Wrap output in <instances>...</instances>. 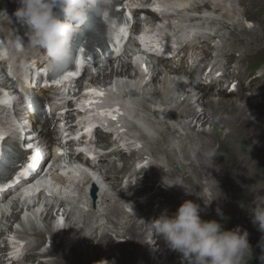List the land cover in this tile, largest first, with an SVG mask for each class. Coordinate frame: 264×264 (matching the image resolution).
Masks as SVG:
<instances>
[{"label":"bare ground","instance_id":"1","mask_svg":"<svg viewBox=\"0 0 264 264\" xmlns=\"http://www.w3.org/2000/svg\"><path fill=\"white\" fill-rule=\"evenodd\" d=\"M194 2L195 0H191L190 2L189 0H176L175 4H177L178 7H182L183 10L195 11L196 9L192 7L191 5ZM237 2L240 6L244 8V11H243L244 16L247 18H252L250 12L251 10L254 11V8H263V16L257 19V25H258L257 31H253V30L246 31L245 29H243L237 32L238 29L235 26H232V29L229 33V37L233 40V42L229 44L230 53L232 57H233V53L237 50V48L240 46H243L244 40L246 38L249 39L247 41L248 47L243 52L245 57H247L248 50L253 46H259L261 47V49H264V0H237ZM227 3H228V0H223V2L214 1V3L212 4L213 6L211 8L208 7L206 4L203 5V8L206 10H213L215 13H218L223 18H227L230 12V10L226 7ZM0 5L12 6L14 5V2L13 0H0ZM155 20H156L155 16H151L149 18L150 22H154ZM195 20L197 19L195 18L191 21H195ZM223 27L228 28L229 26L223 25ZM153 38H155V35L153 36ZM209 40L210 39L208 38L205 39L207 44L202 43L200 39L195 40V44L193 48L196 51V59H195L196 62L205 61L208 58V51L213 50L212 48H210ZM228 41L229 39L224 41L223 43L227 45ZM235 43H237V46L235 45ZM182 50L185 51L186 54L182 58L181 63H180L181 66L179 68L175 67V65H177L178 63L180 53H178L173 59L169 60L168 62L160 63V66L162 67L161 70L164 74V79L162 83H163L164 88L166 89L164 93H157V97H163V98H160L161 101H164L165 99H167V93H168L167 84L179 81V80L175 81L176 76L182 73V69L184 68V66L187 65L189 60H192L194 56V55L191 56L186 49H182ZM227 55H228V52H223L222 54L220 52H216L215 56L214 57L211 56L210 58V60L213 59V64L209 63L208 61L204 65L203 72L207 71L208 68L210 67L212 68L217 67L220 70H223V67H224L223 57H227ZM27 59H29V57H27ZM41 60H42V64L40 65V67H43V66L46 67L47 65L46 58H42ZM129 64L130 63L123 64L122 62H118V66H121V69L117 71V74L119 76L124 75L131 79H135L138 74L131 73L130 69L127 68ZM223 74H224L223 75L224 77L226 73L224 72ZM103 75H104V72H103ZM158 75L160 76L161 74H158ZM96 81H99V80L96 79ZM215 84L216 83H213L214 86ZM248 87H252V82L249 81ZM199 89H200L199 92L197 91L196 88H194V90H192L191 92H195L196 94L201 95L197 100H200L201 98L205 99V101L202 103L203 108L201 109L200 113H195L192 109L182 110L180 108L181 106L189 107L190 100L188 101L182 100V102H180L181 99L179 97L176 98V100L175 98H169L167 100H170L171 102L175 101L176 104L166 109L165 114L167 115V117L176 118V116H179V117L189 116L191 117V123L192 121H195V123H199L201 124V126H205L207 124L212 126V122H218L219 125L225 128H228V129L231 127L240 128L242 130L240 134H243L244 136L247 133L248 129L251 128L253 129V131H248L249 134L246 136V139L249 141H251V139H253L252 141H254L256 138H259L262 136V134H264V130L262 129L263 127L261 126L262 121L260 119L256 120L257 122L255 123H251L252 126L249 124L250 120L248 121V118L249 117L253 118L255 116L254 114H252L251 107L247 105V103L245 105V103L243 104L241 102L243 100L244 101L246 100L244 95H240L237 92L235 94L237 96V99L234 100L231 97L226 98V95H228L227 94L228 88L225 90V94L223 96H221V94H218L216 92L214 93V91L210 92V89L208 88V86H205V84H202V87H200ZM256 95L252 98L254 99ZM6 98L8 99L9 102L13 100L12 95H9V94H7ZM136 103L139 104L144 110L149 111V109L146 106H144V102L142 100H136ZM165 103L166 105L169 104L168 102H165ZM243 105H245V107ZM237 112H239V115L236 118H233L232 115L236 114ZM151 114L157 115L155 111H152ZM226 118H228V120L223 121V119H226ZM147 123L148 125L150 124L154 126L153 124L149 123V121H147ZM162 124L164 125L165 123H162ZM183 127L187 131H190L193 128L191 127L190 123H184ZM132 128L135 129L134 126ZM214 128H215V125L212 126L211 131H214ZM222 131L223 132H221L220 134V139L222 141L226 143H235L233 138H231L232 136H230V134L228 133V130L224 131L223 129ZM45 135H48V134L46 133ZM42 136H43V133H40V137ZM156 136H157L156 138L154 136H151L149 137L148 140H144V141H147V144L150 145V147L148 148V152L152 156H157V154H160V153H166L165 150H160L158 147L152 146L153 144H156V143H153L152 141L158 142V139L165 140L167 136H164L163 132H160L159 135H156ZM197 137L200 139L201 142L199 143L200 146L198 147V149L194 151V153L197 154L194 160L190 158V154L189 152L186 151L185 148L181 150V155L184 159V162L186 161L185 163H180L181 172L178 175L181 177V183H180L181 185H179L178 182L175 180V174L171 173L167 175V177L169 181L173 184V186H183L187 189H193V188L198 189L199 188V184L194 181L193 177L196 179H200L202 176L207 177L209 173H211L208 176L210 180L214 181V179L217 177L218 186L215 188L213 187L211 182L208 180V178H207V181L204 183L205 189L210 191V196H211L210 202L207 205V207H209V213L206 214L205 217L210 218L212 217L211 213L218 214L217 208H219V205L217 204V202L220 201L221 203H224L223 201L226 199L225 193L229 192V188L226 186V183L223 182L222 177L216 174V171L213 165L215 164L220 165V170H221L220 173H222L221 174L222 176L224 175L228 178L226 180L232 181L234 177L239 176L240 177L239 180L242 179V181H246L248 180L249 175L245 172L243 167L244 165L247 164L248 161L244 162L245 160L239 157L237 159L238 160L237 163L228 165V161L220 155V151L218 149L213 151L212 149V144L214 142H217L216 137L210 138L204 131L199 133ZM207 137H209V142L206 141ZM108 138L110 139V137ZM95 139H96L97 144H99L98 142L101 143L102 135H98ZM109 139H108V142H110ZM259 148H264V140H263L262 145ZM209 152L214 153V156L212 158L213 162L210 161L208 157L207 158L205 157V154ZM113 155L116 156L118 154L114 153ZM170 155L171 154H166V162H167V165L171 167L173 164H175V160ZM107 156H110V153H108ZM247 156H249L248 153H247ZM104 158L105 157H102V159ZM103 163L105 164H102L101 162H99V164L103 166L108 164L110 168L115 169L114 163H108L106 159L103 161ZM160 164L161 163L159 162L158 159H156L154 163L151 164L153 166V173L154 171H156V167L161 168ZM154 167H155V170H154ZM142 170L143 168L141 169L140 173H142ZM187 170H189L191 174H189ZM119 175H120V171H116V170H114V172H111V171L106 172V178L108 180L118 181L120 179ZM133 175L136 177V182L130 187H128V189L130 191L133 189L135 193L137 194V192H141L144 189V188L142 189L139 187L143 185L144 182H142V177L138 176L139 173L137 174L133 173ZM153 175H151L150 177L151 179L153 178ZM151 179H148L147 181L150 182L152 186H155L156 181L151 180ZM262 183L264 186V172L262 173ZM86 184L87 182H85L83 185H86ZM110 186L115 187L116 184L111 183ZM90 188H91L90 193L92 192V195L96 196V193H98V189H99L98 185H96L94 188L93 184H91ZM78 190L80 193H82V189H78ZM242 193H243V197H247V198L249 197V200L246 203H243V202L238 203L240 213L239 214L236 213L233 216V218L237 220L233 222L236 226L239 225L246 229V227L239 222L241 220H244L243 223H247L249 226L248 229L254 233L252 229H256V227L250 221L252 219V216H251V212L249 211V209L251 208V205H253L254 198L257 194L255 195L253 191L248 187L243 188ZM258 194L263 195L261 193H258ZM116 197L120 200L122 199L129 200V199H126V196L124 194L116 195ZM222 197H224V200L222 199ZM100 198H101V203L110 202L111 200L114 199L112 197H109L105 193H102ZM79 201H80V198H79ZM234 203L236 202L234 201ZM89 206L90 208L94 210L95 208L94 201L93 202L91 201ZM105 207L111 208L108 210V214L122 213L120 206L117 204L116 201H114V203L106 204ZM224 207L227 208L226 204H224ZM108 214L105 215V218L107 219L108 224L111 226V228L114 229L113 237L105 229L100 233V231H98L99 228L97 226L95 228L93 227V225H91L92 228L89 229L90 234H84V230L78 227V230L82 231L81 236H79V231L76 229L77 227H73L71 224H69L68 226H66V228H64L63 231L69 233V235L77 237L78 239L76 241H70L69 237H65V238L64 236L61 237L58 231H53L51 234V240L54 245L50 247V249L47 250L45 254L43 255L38 254L39 258L46 259L47 258L46 256L48 255L57 256V258H64L65 256H68L69 258L73 259L74 262L76 261L78 264H100L101 261H108L109 264H136L137 258L147 257V259H150L151 256H150V253L146 251V242H145V239L149 236L148 225L140 222L138 217L133 218L129 215L126 217V220L123 224H119L118 222L111 220ZM13 218L18 219L19 216L16 214H13ZM89 218L91 217L84 216L83 221H89ZM44 221L48 226L50 225L49 219L45 218ZM89 223L90 221L87 222L86 224H89ZM35 232L36 233L34 234V237L37 238L36 241L34 243L28 244V247L31 250L40 249L43 246V239H42L40 232H37V231ZM129 236H130L129 240H131L129 245L132 246L135 243L137 245V247L135 246L137 250L132 249L129 245L127 247L124 246L127 244V240ZM114 239L117 240V244L112 243ZM151 240L152 239H150V241ZM161 255L164 256V261L161 264H172V262L168 258L166 251L164 252V254H161ZM4 257H7V255H5ZM158 257L159 256H157V259L160 260V258ZM26 258H29V257H26ZM8 261L10 260L8 259L5 262L0 260V264H8L7 263ZM21 263L22 261L20 262L11 261L10 264H21ZM38 264H49V263L40 262ZM144 264H152V263L148 260Z\"/></svg>","mask_w":264,"mask_h":264},{"label":"clouds","instance_id":"2","mask_svg":"<svg viewBox=\"0 0 264 264\" xmlns=\"http://www.w3.org/2000/svg\"><path fill=\"white\" fill-rule=\"evenodd\" d=\"M17 2L19 6L14 16L19 23L29 29L25 33L28 37L26 45L42 51L47 60L46 70L55 74L66 69L72 62L73 44L77 37L83 34V28L89 18L106 16L112 0H17ZM0 13L6 16L4 12ZM16 47L23 48L24 45L17 40ZM117 71L119 70L113 71L117 78L125 77L119 76ZM99 83L101 81H98ZM197 99H193L192 102ZM165 104L163 103V106ZM207 156L213 162L214 153L209 152ZM253 205L249 209L252 223L264 232V195L257 194ZM200 212L199 204L185 200L173 216L162 213L159 218L152 221L153 232L165 241L171 251L181 253L188 264H244L245 257L252 252L247 230H242L239 225L225 230L221 222L202 220ZM100 264L109 262L101 261Z\"/></svg>","mask_w":264,"mask_h":264},{"label":"rangeland","instance_id":"3","mask_svg":"<svg viewBox=\"0 0 264 264\" xmlns=\"http://www.w3.org/2000/svg\"><path fill=\"white\" fill-rule=\"evenodd\" d=\"M8 9L9 8H7L6 10H8ZM252 14L254 16L252 18H248L249 20H251L248 22H252V23L247 24V26L245 27V29H247L246 31H250L252 28L254 31H257V29H258L257 19H259L260 17L263 16V8H254V11H252ZM242 22H244V21H242ZM7 28L13 29V27L11 25H8ZM119 69L120 68H118V61L114 62L113 66L108 67V69L105 72V76L100 78L99 81L108 82V81L113 79L116 81L118 80L122 84L123 83H129L130 85H133L135 83V80H132L126 76L122 77V78H117L115 76V73H113V71H116ZM159 79L160 80H156L155 82L149 84L147 87H136L134 89L137 97L141 98V100L144 102V105L146 107L148 106L151 109H153L154 107L157 109L163 108V107L168 108V107L174 106L176 104L175 101L171 102L170 100H167L166 102L169 103L168 105L165 104L163 106L161 104L160 106L156 107L154 102L157 100H160V98H163V97L158 98L156 94L157 93H164L166 91V89L164 88L163 83H162V81L164 79V75H161L159 77ZM83 82L86 83V80H84ZM246 84L247 83L245 82V80H242L241 84L237 87L238 90L241 92L247 90ZM253 86H254V88H251L249 90L251 92L253 90H256L255 92H257V93L260 92V95H259V98L256 99L255 103L254 102H252V104L249 103L252 106V109H253L252 114H254L255 117H253V118L249 117L248 121L250 120L249 124L251 125V123H255V122H257L256 120L260 119L262 121V123H261L262 124L261 126L263 127L262 129L264 130V80L259 81V82H255L253 84ZM120 90L124 91V90H127V88H126V86H122L120 88ZM127 91H129V90H127ZM248 96L251 97V95H248ZM226 98H228V97H226ZM231 98H233V97H231ZM201 99H203V98H201ZM201 99L198 101L194 100L195 102H192L194 104V106H193V104L192 105L190 104L189 107L181 106L180 108L182 110H189L192 108L195 113H198L203 108L202 103L205 101V99H203V100H201ZM233 99L236 100L235 98H233ZM241 102L243 104L245 103V105H246V100L245 101L243 100ZM245 105H243V106L245 107ZM257 111H259V112H257ZM238 115H239V112L232 115V117L236 118ZM227 120H228V118L223 119V121H227ZM169 121H170L169 127H171V130L174 132V134L171 137H169V140H165L164 142L160 141L158 143V145L160 147H163V148H166V147H168V149L171 148L172 154L175 155V158L177 160H179L181 163H184L183 162L184 159L181 155V150L183 148H185L186 151L189 152L191 159L194 160L195 157L197 156V154H195L194 151L198 149V146H200L199 143L201 142L200 139L197 137V135H199V133H201L202 131H204L210 138L211 137L217 138V142H214L212 144V149H213V151L218 149L220 151V155L228 161V165H232L234 163H237L238 162L237 159L239 157L244 159L245 160L244 162L248 161L247 164L244 165V167H243L245 172L249 175V178L246 181H242V179L239 180V178H240L239 176L234 177V179L232 181L226 180L228 178L224 175L222 176L221 175L222 173H220L221 172L220 165L219 164L213 165V167L216 171V174H218V175H220V177H222L223 182L226 183V186L229 188V192L225 193V195H226L225 200H224V197H222V199L224 200L223 201L224 203H221L220 201L217 202V204L219 205V208H217L218 214L211 213L212 214L211 220H216V221L224 224L225 230H230V229L235 228L236 225L234 224L233 221H237V220L234 219L233 216L236 213H238V214L240 213L238 203L239 202L246 203L249 200V197L248 198L243 197L242 189L248 187L253 191V193L255 195L258 193H261L264 195V192H263L264 186L262 183V173L264 172V148H259L263 143L264 134H262L261 137L256 138L254 141H252L253 139H251V141H252L251 142V141L246 139V136L249 134L248 131H253V129H251V128H250L251 130L248 129L247 133L244 136L243 134H240L242 131L240 128H237V127L232 128L231 127L228 129V128H225V127L219 125L218 122H212V126L215 125V128H214V131H211V128H212L211 125L207 124L205 126H201V124L195 123V121H192V123H191V117H189V116H182V117L176 116V118L171 117L169 119ZM184 123H190L191 127H193V128L190 131H187L183 127ZM223 129H224V131L228 130V133L230 134V136H232L231 138H233L235 143H226L220 139V134H221V132H223L222 131ZM174 137H176V138L173 141L174 142V145H173L172 138H174ZM209 137H207V139H206V141H208V142H209ZM247 153L249 156H247ZM205 157L206 158L208 157L207 154H205ZM176 167H178V166H176ZM210 174L211 173H209V175ZM209 175H207V177L202 176L200 179H198V182H200L201 184H204L208 178V180L211 182L213 187L214 188L217 187L218 186V178L217 177L215 179L213 178L214 181H212L209 179V177H208ZM151 195L154 196L155 198L162 197V196H166L167 198H170L169 195L161 194V193H159L158 190L147 191L143 196H140L138 199V202L140 203V206L142 207L144 213H152L150 211L151 210V208H150L151 203L149 205L147 204V199L150 201ZM80 200L83 203V204H81L82 208L77 209L75 214L72 216V221L76 224L75 226H73V225L72 226L77 227L76 228L77 230H78V227L82 228L84 230V234H90V230L87 227L89 225H86L87 221H83L84 216L90 215V212H88L86 206L84 205L85 195H83V194L80 195ZM234 201L236 203H234ZM142 202L145 204H142ZM124 204H125V205H123L124 208L132 205V209L134 210V203L132 202V200H131V202H126ZM224 204H226V207L228 209L224 207ZM241 205H243V204H241ZM253 206L254 205H251V207H253ZM152 209H154V208H152ZM237 209H238V211H237ZM122 212H123V210H122ZM110 217L113 220H117V218H118L119 222L123 221V218L117 214H112ZM206 221H208V220H206ZM250 221L252 222V219ZM239 222L247 228V232H248V228H249L248 224L243 223L244 220H241ZM36 223L38 225L34 224L33 222L26 225V224H22V222L20 221V223H17V225H15L13 227H15V228L25 227V228H28L29 230H32V231L36 230V229L37 230L40 229L43 231L45 229V226H44L45 221L41 217L36 218ZM90 223L94 224L93 222H90ZM255 227H256V229H252L254 231V233L249 230L250 234L248 235V241H249V244L252 248V252L245 257L244 264H258V255H259L261 249L264 248V232H261L258 229V226L255 225ZM241 228H242V230H246L243 227H241ZM2 230H5V225L2 227ZM78 231H79V236H81L82 231H80V230H78ZM21 235L22 236H19V237H22V238H26L29 236V235L24 236L23 233ZM60 235L64 236V238L69 237L70 241H76L78 239L75 236L69 235V233H67V232H64L63 234L60 233ZM251 236H253V237H251ZM33 238L36 241L37 238L36 237H33ZM129 239H130V236L127 240V244L126 245L123 244L124 246L127 247L130 244L131 240H129ZM112 243L117 244L116 241H114V240ZM44 245L45 246L42 249L40 248V249H36V250H39V252H44V251L46 252L54 244H53V242H50L47 240ZM47 246H49V247H47ZM129 246L132 249L137 250L135 248V246L137 247V245L135 243L132 245L133 247L131 245H129ZM45 252L41 253L40 255L45 254ZM46 257L47 258H46L45 262L49 263V264H78L76 261L74 262V260L69 258L68 256H65L64 258H57V256L48 255ZM158 258H160V260L157 259L158 262H156V263L152 262V261H156L155 257H152V260L147 259V257L142 258V260H139L137 258L136 264H144L146 261L145 259H147V261L149 260L152 264H161L164 261V256L160 255Z\"/></svg>","mask_w":264,"mask_h":264},{"label":"snow or ice","instance_id":"4","mask_svg":"<svg viewBox=\"0 0 264 264\" xmlns=\"http://www.w3.org/2000/svg\"><path fill=\"white\" fill-rule=\"evenodd\" d=\"M157 10H159V9H157ZM121 31H123V29H121ZM82 53H83V49L80 50V54H78V56L76 57L75 63L77 65V67L83 66L84 56L82 55ZM64 70H66V69H64ZM144 71L146 72L147 69L145 68ZM57 73H59V72H57ZM73 76H74V73H72V72H66L65 71V74L62 76V79L63 80L71 79ZM56 82L57 83H60L61 81L60 80H57ZM93 94L94 95H97V96L103 95V93H93ZM115 111H118V109L115 110ZM109 115H111V114L109 113ZM112 118L115 119L114 116ZM36 155L38 156L39 154L37 153ZM32 166H33L32 164H28V168H32Z\"/></svg>","mask_w":264,"mask_h":264},{"label":"water","instance_id":"5","mask_svg":"<svg viewBox=\"0 0 264 264\" xmlns=\"http://www.w3.org/2000/svg\"><path fill=\"white\" fill-rule=\"evenodd\" d=\"M259 264H264V250L261 252L259 257Z\"/></svg>","mask_w":264,"mask_h":264}]
</instances>
